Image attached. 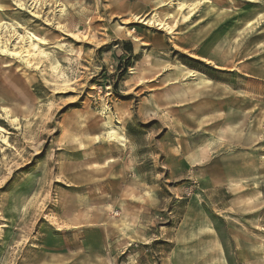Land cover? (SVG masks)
Instances as JSON below:
<instances>
[{
  "label": "rangeland",
  "instance_id": "1",
  "mask_svg": "<svg viewBox=\"0 0 264 264\" xmlns=\"http://www.w3.org/2000/svg\"><path fill=\"white\" fill-rule=\"evenodd\" d=\"M0 22L45 41L0 35V264H264V0Z\"/></svg>",
  "mask_w": 264,
  "mask_h": 264
},
{
  "label": "bare ground",
  "instance_id": "2",
  "mask_svg": "<svg viewBox=\"0 0 264 264\" xmlns=\"http://www.w3.org/2000/svg\"><path fill=\"white\" fill-rule=\"evenodd\" d=\"M18 5H19V7H22L23 6V4L21 3V1H20V3ZM147 23L150 24V25H154L155 24L157 26H160V28H166V25L165 24L163 25V23H161L155 17H153L152 19H150ZM4 29L9 30L8 32L10 34L13 33V35H11L10 37H15L16 39H19L20 41L26 42V44H33L34 43L33 45H34L35 48L38 45V43H36V42H40L41 44H45V41L42 38H40V37H38L36 35H33V34H30V35H19L17 33L16 27H14L13 25H10V24H8L6 22H0V35H2V32H3ZM3 46H4V48L1 49V47H0V50H1V52L6 53L7 52V48L5 46V43L3 44ZM26 52L29 53L28 52V49H26ZM10 54H12V55H18L19 53H13V52H11ZM4 110L6 111V114L7 115H10L9 114L10 113V110L8 111V108H4ZM0 131L1 132H4V129L2 127H0Z\"/></svg>",
  "mask_w": 264,
  "mask_h": 264
},
{
  "label": "crops",
  "instance_id": "3",
  "mask_svg": "<svg viewBox=\"0 0 264 264\" xmlns=\"http://www.w3.org/2000/svg\"><path fill=\"white\" fill-rule=\"evenodd\" d=\"M177 70H179V71L181 70V72H183L184 75H186L185 72H196V71H193V70H190V69H186V68H181V67L180 68L178 67Z\"/></svg>",
  "mask_w": 264,
  "mask_h": 264
}]
</instances>
